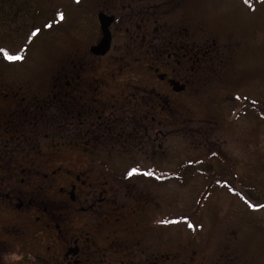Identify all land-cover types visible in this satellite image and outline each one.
Here are the masks:
<instances>
[{"label":"flooded vegetation","instance_id":"obj_1","mask_svg":"<svg viewBox=\"0 0 264 264\" xmlns=\"http://www.w3.org/2000/svg\"><path fill=\"white\" fill-rule=\"evenodd\" d=\"M74 1L59 57L24 72L0 59V264H206L157 232L189 216L156 213L193 165L177 127L239 69V33L196 22L206 0ZM215 149L201 172L234 170Z\"/></svg>","mask_w":264,"mask_h":264},{"label":"rangeland","instance_id":"obj_2","mask_svg":"<svg viewBox=\"0 0 264 264\" xmlns=\"http://www.w3.org/2000/svg\"><path fill=\"white\" fill-rule=\"evenodd\" d=\"M35 2L32 38L15 60L4 62L14 71H29L40 59L60 56L57 44L63 39L59 33L61 16L72 13L79 4L74 0ZM193 8L192 17L196 22L203 21L219 31L228 27L236 29L241 40L240 61L239 69L233 66L226 78L211 79L193 98L192 123L188 129L177 127V148L191 156L192 166L200 168L206 161L202 155L221 146L237 177L264 194V120L245 112L244 107L238 109L243 98L264 102V0L249 3L206 0V3H194ZM190 171L179 177L182 182L177 179L174 184L161 185L156 213L161 221L183 215L189 216L188 221L169 227L159 224L157 232H171L174 242L181 241L182 245L190 242L188 248L203 254L206 264H225L228 260L231 264H264V210L252 209L243 199L213 181L209 180V184L207 174L199 172L200 169ZM217 172L214 175L220 174Z\"/></svg>","mask_w":264,"mask_h":264},{"label":"trees","instance_id":"obj_3","mask_svg":"<svg viewBox=\"0 0 264 264\" xmlns=\"http://www.w3.org/2000/svg\"><path fill=\"white\" fill-rule=\"evenodd\" d=\"M244 1L249 3L259 0ZM36 12L35 0H0V57L14 59L23 51L34 34ZM240 103L246 109L245 112L253 113L264 120V102H255L246 98ZM192 168L199 169V165H194ZM206 174L209 184L213 181L214 184L221 185L243 199L252 209L264 210V194L255 191L250 185H245L227 164L220 174L214 176L208 172ZM185 217L186 215H183L182 218ZM182 220L188 221V218Z\"/></svg>","mask_w":264,"mask_h":264}]
</instances>
